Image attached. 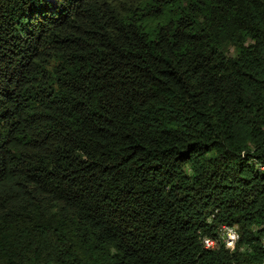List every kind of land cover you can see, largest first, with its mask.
Listing matches in <instances>:
<instances>
[{
    "label": "trees",
    "instance_id": "16d2710c",
    "mask_svg": "<svg viewBox=\"0 0 264 264\" xmlns=\"http://www.w3.org/2000/svg\"><path fill=\"white\" fill-rule=\"evenodd\" d=\"M263 233L264 0H0V264H264Z\"/></svg>",
    "mask_w": 264,
    "mask_h": 264
},
{
    "label": "bare ground",
    "instance_id": "6f19581e",
    "mask_svg": "<svg viewBox=\"0 0 264 264\" xmlns=\"http://www.w3.org/2000/svg\"><path fill=\"white\" fill-rule=\"evenodd\" d=\"M234 229V228H233ZM264 234V233H263ZM209 242V244L213 247H205V241L202 240V245L206 250H213L215 249L218 244L223 245L227 249L231 250L234 248L236 241H237V235L235 233V230H233V236L230 238L228 242V231H218V234H216V237L214 239L206 238ZM264 243V239H263ZM263 245V244H262ZM220 247V246H219Z\"/></svg>",
    "mask_w": 264,
    "mask_h": 264
},
{
    "label": "built area",
    "instance_id": "2783aa9c",
    "mask_svg": "<svg viewBox=\"0 0 264 264\" xmlns=\"http://www.w3.org/2000/svg\"><path fill=\"white\" fill-rule=\"evenodd\" d=\"M217 230H219L220 232L221 231H228V242L230 240V238L233 236V226L231 225H220L217 227ZM200 239L204 240L205 241V247H213L209 244L208 240L205 238V237H200Z\"/></svg>",
    "mask_w": 264,
    "mask_h": 264
}]
</instances>
